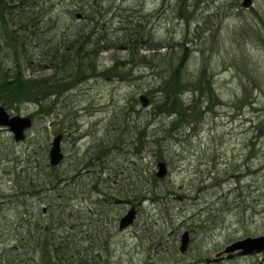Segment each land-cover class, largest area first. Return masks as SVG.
<instances>
[{
    "label": "rangeland",
    "instance_id": "374dc122",
    "mask_svg": "<svg viewBox=\"0 0 264 264\" xmlns=\"http://www.w3.org/2000/svg\"><path fill=\"white\" fill-rule=\"evenodd\" d=\"M243 2L0 0L18 38L16 50L0 19V81L19 65L52 76L71 35L98 52L46 112L0 93L33 119L23 141L0 129V264H44L45 249L46 264H264V251L216 256L264 236V0ZM183 59L180 104L163 112L160 83ZM59 133L65 159L52 167Z\"/></svg>",
    "mask_w": 264,
    "mask_h": 264
},
{
    "label": "trees",
    "instance_id": "16d2710c",
    "mask_svg": "<svg viewBox=\"0 0 264 264\" xmlns=\"http://www.w3.org/2000/svg\"><path fill=\"white\" fill-rule=\"evenodd\" d=\"M0 19L4 23L6 35L9 37L14 49L17 50L18 38L13 34L14 31H11L6 25L8 24V19L2 12H0ZM81 42L82 37L79 34L75 38H72L71 35L64 40V45L56 49L57 52L52 56L51 68L54 69V73L45 79H27L20 65L12 72L9 70L2 72L0 93L6 101L5 104L8 101L12 105L23 100H31L38 104L42 111L46 112L52 105L48 101L50 95L61 94L64 89L72 85L71 83L75 82L76 84L82 81L86 77L88 70H91L92 73L95 71V58L98 56V52L95 49L84 48ZM184 67L185 60L183 59L177 67H174L162 78L159 89L163 92L164 98L157 107L163 112H175L180 104L182 91L187 85L184 82ZM210 89L212 90V86H210ZM27 184L28 187L31 186V181ZM44 185H46V181L41 177L40 179H35L36 187H44ZM34 219L36 232L42 231L44 233L43 236L46 235V218L34 217ZM47 258L48 254L45 249L42 257L44 264H46Z\"/></svg>",
    "mask_w": 264,
    "mask_h": 264
},
{
    "label": "water",
    "instance_id": "95a60500",
    "mask_svg": "<svg viewBox=\"0 0 264 264\" xmlns=\"http://www.w3.org/2000/svg\"><path fill=\"white\" fill-rule=\"evenodd\" d=\"M252 0H244L243 6L250 7ZM82 13H78L77 17L81 18ZM33 125V119L30 116L12 115L5 107H0V128L10 130L16 141H23L29 129ZM64 135L62 133L57 134L51 142V148L49 151V164L50 166H59L65 159V154L62 151V141ZM159 170L157 172L158 177H164L168 173L166 162L158 163ZM46 211V208L44 209ZM137 217V211L131 209L120 220L119 229L124 230L133 224ZM190 241L189 232H185L182 236L181 251L185 252ZM264 251V236L259 237H246L245 239L237 240L222 251H220L217 257L230 258L234 255H252L255 253H261Z\"/></svg>",
    "mask_w": 264,
    "mask_h": 264
},
{
    "label": "flooded vegetation",
    "instance_id": "af4514ba",
    "mask_svg": "<svg viewBox=\"0 0 264 264\" xmlns=\"http://www.w3.org/2000/svg\"><path fill=\"white\" fill-rule=\"evenodd\" d=\"M81 19H83V17H81Z\"/></svg>",
    "mask_w": 264,
    "mask_h": 264
}]
</instances>
